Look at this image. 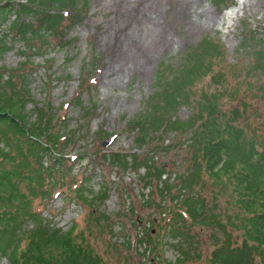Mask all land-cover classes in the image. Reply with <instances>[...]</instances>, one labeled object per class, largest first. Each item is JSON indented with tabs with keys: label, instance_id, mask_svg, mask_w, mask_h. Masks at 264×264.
<instances>
[{
	"label": "rangeland",
	"instance_id": "1",
	"mask_svg": "<svg viewBox=\"0 0 264 264\" xmlns=\"http://www.w3.org/2000/svg\"><path fill=\"white\" fill-rule=\"evenodd\" d=\"M65 6L74 22L65 17L56 32L45 36L48 46L38 51L25 48V41L9 29L13 14L1 25L10 45L0 53L2 79L13 80V88L28 89V121L52 115L51 131L60 135L48 159L59 161L53 170L56 185L49 195L33 198L28 210L34 204L43 219L63 231L76 222L74 231L90 242L104 264H169L183 251L185 264H203L217 242L241 245L243 214L225 197L217 208L225 209L226 229L207 221L173 220L164 231L161 219L176 216L185 195L207 198L215 187L203 175L205 181L186 192L179 176L195 167L189 141L175 131H147L141 140L139 115L150 106L158 65L164 63L172 69L165 80L176 78L189 88L172 117L186 120L214 100L226 112L223 122L240 124L248 137L264 138L260 75L246 72L254 51L264 49V0H75ZM26 17L32 23L26 35L32 29L35 36L44 34L35 20L39 14ZM195 51L201 53L196 59L189 56ZM209 60L213 65L208 68ZM194 62L197 66L190 70ZM217 72L224 78L214 79ZM244 103L247 110L233 121L228 111ZM61 116L65 120L59 122ZM131 152L137 157L132 164L126 162ZM115 153L125 156L124 164L112 163ZM40 161L47 165L45 156ZM144 161H153L152 168L162 165L165 182L147 178ZM75 179L83 180L87 197H94L91 207L66 189ZM104 191L105 198H96ZM13 205L21 206L18 198L3 204ZM208 208L207 215L216 212L213 204ZM23 223L27 230L33 226L30 219ZM140 238L144 241L138 244ZM8 257L0 253V264H9ZM255 264H264L260 255Z\"/></svg>",
	"mask_w": 264,
	"mask_h": 264
},
{
	"label": "trees",
	"instance_id": "2",
	"mask_svg": "<svg viewBox=\"0 0 264 264\" xmlns=\"http://www.w3.org/2000/svg\"><path fill=\"white\" fill-rule=\"evenodd\" d=\"M67 1L75 4V0H0V53L10 47L1 33V25L12 14L9 29L15 30V34L25 41V48L33 46L38 51L41 45L49 43L45 36L56 32L65 17L74 22L73 15L67 14ZM38 14L40 18L35 19ZM26 15L43 25L44 34L38 33L35 36L36 30L32 29L26 35L32 27V23L25 20L28 18ZM199 54L201 53L195 51L189 56L196 59ZM207 63L208 68L210 64L213 65L211 60ZM250 63L246 72L260 75V86L264 93V49L254 51ZM196 64L194 62L190 70L195 69ZM200 66L197 68L200 69ZM171 72V67L164 63L158 65L155 79L157 89L151 97L150 106L139 115L142 122L139 125L141 140L146 137L147 131H159L160 135L175 131L176 134L185 136V142L189 141L186 145L193 149L195 167L188 174L179 176L183 183L182 188L186 192L192 191L198 183L205 181L203 175H206L215 187V192L207 198L198 193L185 195L177 207L176 216L165 215L161 219V226L165 231L176 220L183 223L207 221L225 228V209L217 208L220 199L225 197L228 203L233 202L243 214V242L239 246H231L227 241L217 242L203 264H255L257 255L264 260V138L254 134L248 137L240 124L223 122L222 117L226 112H222L214 100L201 104L186 120L172 117L171 111L183 101L189 88L176 78L171 80L174 84L166 81V76ZM23 73L20 77L22 82ZM2 76L0 74V253L8 254L9 264H104L90 242L74 231L76 222L63 231L43 219L40 215L41 209L37 210L34 204L33 208L31 206L32 211L28 210L33 198L49 195L50 188L56 185L53 170L57 169L59 161L48 162V159L49 154L55 151L60 135L51 131L54 125L51 123L52 115L46 121L40 115L35 121H28L24 107L30 98L28 89L24 85L13 88V80L10 81L9 77L3 80ZM213 78L219 80L224 76L217 72ZM10 83L12 84L8 88ZM238 107L228 111L233 121L240 117L241 112L247 110L245 103ZM59 119V122L65 120L64 116ZM22 138L25 145H22ZM44 156L47 158L46 166L40 161ZM129 157V161H126L125 156L115 153L111 161L116 166L124 164L125 161L131 164L136 162L134 152ZM152 162H143L145 176L156 182H165L166 176L162 177L166 175L165 168L159 164L152 168ZM151 170L154 171L153 174ZM82 183L83 180L75 179L65 187H69L75 197L88 208L93 205L94 197H87L88 189ZM179 189L182 190L180 186ZM7 190L9 191L5 192ZM12 197L18 198L21 206H3ZM99 197L105 198L106 192L96 196ZM210 203L213 204V209L216 208V212L207 215ZM25 219L33 222L28 230L24 229ZM22 240L25 243L19 249L18 244ZM142 240L140 238L136 242L140 244ZM7 242L11 243L10 247H6ZM180 256L169 264H185L186 252L183 251ZM197 257L200 258L199 255Z\"/></svg>",
	"mask_w": 264,
	"mask_h": 264
}]
</instances>
